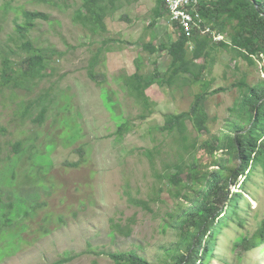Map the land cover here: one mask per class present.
<instances>
[{"label":"rangeland","instance_id":"1","mask_svg":"<svg viewBox=\"0 0 264 264\" xmlns=\"http://www.w3.org/2000/svg\"><path fill=\"white\" fill-rule=\"evenodd\" d=\"M157 1L117 0L120 8L107 21L105 43L91 40L75 23L82 0H0V6L9 5L0 11V69L7 53L18 74L27 67L24 58L35 51L48 62L43 77L0 87V264H56L67 256L71 260L64 264H114L109 253L128 251L162 264L165 251L179 240L171 216H179L188 200L169 193L174 187L168 186L167 175L177 172L180 158L173 136L158 128L165 115L188 112L202 87H184L182 81L171 88L152 87L154 114L146 120L143 105L122 88L139 62L146 74L155 67L165 73L171 63L167 53L151 55L144 49L177 36L168 20L150 28ZM25 13H41L47 20L26 26ZM18 26L26 29L20 33ZM29 44L31 50H25ZM99 49L94 70L106 75L102 84L89 77ZM216 58L206 79L212 81L211 92L222 91L207 102L209 133L200 135L189 123L197 145L236 120L240 107L231 110L240 102L238 84L244 78L250 85L264 81L259 65L251 67L228 53ZM121 119L132 127L123 141L116 137ZM147 151L154 153L155 168ZM246 193L245 226L229 224L210 264H264V248L234 251L237 238L253 234L264 220L261 172L251 178ZM113 221L130 225V236L111 234Z\"/></svg>","mask_w":264,"mask_h":264},{"label":"trees","instance_id":"2","mask_svg":"<svg viewBox=\"0 0 264 264\" xmlns=\"http://www.w3.org/2000/svg\"><path fill=\"white\" fill-rule=\"evenodd\" d=\"M116 1L82 0V6L74 15L75 23L87 31L91 40L102 38L105 43L108 42L107 21L120 8ZM8 8L9 5L4 4L3 7L0 6V11ZM199 9L205 28L225 35L227 42L216 43L211 33L197 32L193 37H188L180 32L178 24H173L172 27L178 29L175 39L163 42L159 47L152 44L144 47L151 55L167 53L171 57L168 70L162 73L155 67L146 74L142 72L139 62L136 73L125 79L122 87L149 113L143 116L145 120L154 114L155 102L148 95L152 87L158 85L171 88L181 84V81L184 87H202V92L195 95L188 112L165 115V124L158 128L163 134L173 136L177 156L180 158L175 165L177 172L167 175L168 186L174 187L169 193L188 200L179 216H171V220H174L173 229L179 232V240L174 247L165 251L162 264H210L216 256L220 237L229 224L236 221L241 228L246 224L242 213L248 208L243 205V201L251 178L258 172L264 178V81L258 85H250L244 78L238 84L242 96L231 112L235 113L237 107H240L239 113H236V120L229 121L220 135H213L211 140L200 145L193 142L189 135V123L200 135L210 132L212 118L207 102L211 94L222 91L211 92L212 81L206 79L211 73L209 65L215 63L216 57L228 53L233 60H242L253 67L257 66L254 57L264 54V0H201ZM169 13L164 0H158L150 28L153 29L162 20L170 22ZM24 16L26 26H32L40 19L47 20L41 13H25ZM18 29L22 33L26 28L18 26ZM30 47V44L25 45V50L30 51ZM101 51L99 49L94 57L89 71V77L98 84L107 80L106 75L94 70ZM3 59L0 87H19L23 80L41 78L48 70L47 57L40 51L24 58L27 59L24 61L27 67L21 74L12 66L8 53ZM154 65L156 66V62ZM105 95L108 100L110 96L108 97L107 91ZM44 114L45 109L38 122L42 123ZM131 130L130 121L121 119L116 137L123 141ZM19 147L20 145L14 150L18 152ZM219 153L221 156L218 157ZM147 155L155 168L153 151H147ZM78 164L72 166L77 167ZM231 187H239L241 191L233 192ZM134 202L138 203L137 200ZM139 204L149 209L145 202L140 201ZM165 226L168 228L170 224ZM111 230L113 235L131 234L130 225L115 221L112 222ZM262 248L264 220L253 234L243 233L237 238L234 251L249 253ZM108 256L114 264H151L135 251L109 253ZM70 260L71 257L67 256L56 264H64Z\"/></svg>","mask_w":264,"mask_h":264},{"label":"built area","instance_id":"3","mask_svg":"<svg viewBox=\"0 0 264 264\" xmlns=\"http://www.w3.org/2000/svg\"><path fill=\"white\" fill-rule=\"evenodd\" d=\"M170 12L172 24H178L179 29L188 37H193L197 32L211 33L216 43L227 42L226 36L205 28L204 20L200 13L201 0H164ZM264 76V55L254 57Z\"/></svg>","mask_w":264,"mask_h":264},{"label":"clouds","instance_id":"4","mask_svg":"<svg viewBox=\"0 0 264 264\" xmlns=\"http://www.w3.org/2000/svg\"><path fill=\"white\" fill-rule=\"evenodd\" d=\"M200 11V10H199ZM171 22V21H170ZM180 30V29H179ZM181 32V31H180ZM261 55V54H260ZM264 55V54H263ZM257 63V62H256ZM257 66H258V63H257Z\"/></svg>","mask_w":264,"mask_h":264},{"label":"bare ground","instance_id":"5","mask_svg":"<svg viewBox=\"0 0 264 264\" xmlns=\"http://www.w3.org/2000/svg\"><path fill=\"white\" fill-rule=\"evenodd\" d=\"M211 37V36H210ZM213 40V39H212Z\"/></svg>","mask_w":264,"mask_h":264}]
</instances>
